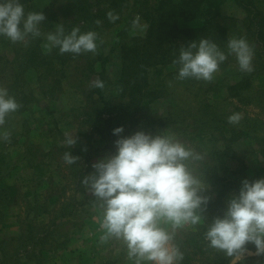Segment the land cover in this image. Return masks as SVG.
<instances>
[{"label":"trees","instance_id":"obj_1","mask_svg":"<svg viewBox=\"0 0 264 264\" xmlns=\"http://www.w3.org/2000/svg\"><path fill=\"white\" fill-rule=\"evenodd\" d=\"M227 1L239 7L244 14L240 28L233 18L229 26L220 22L221 11ZM21 2L26 13L43 12L46 19L40 25L41 35L38 37L30 36L25 41L12 42L0 36V43L17 53L13 63H18L10 84H4L3 66L0 64V86L6 88L19 104L18 110L5 119L4 125H8L15 115L25 114L28 119L23 122V129L29 133L30 121L37 106L42 102L58 101L62 95L69 93L68 114L80 112L77 118L83 117L82 124L90 127L92 135H98L102 141L108 142L106 149L109 152H112L117 139L113 135L116 127L123 126L125 131L122 135L125 136L139 130L158 133L168 127L181 136L184 144H190L191 149L207 159L204 164L209 167V171L200 179L205 185H209L204 194L211 198L207 205L210 222L222 215L229 198L238 195L240 189L237 174L229 168L228 162L232 157L234 144L247 136L239 123L234 125L228 122V117L235 111L228 112L229 105L226 102L240 98L242 93L254 87V81L258 77L264 75V0H98L96 8L92 7V0ZM42 2L46 3L43 8L40 5ZM109 12L118 19L111 20ZM136 17L146 23V35L128 41L119 37V44L113 49L118 56V64L115 67V81L111 82V56L105 54L98 33L131 23ZM58 26H63L66 32H70L73 27H79L82 32L95 31L98 44L96 51L79 55L61 54L54 47L45 51L43 45L48 42L45 38L47 33L55 31ZM232 37H242L252 47L253 70H240L235 78L220 84L223 93L221 98L216 99L211 90L213 79L204 81L176 78L178 65L174 61L179 56L180 47L200 38H207L227 54V42ZM223 63L218 72H223L226 65L239 69L235 57L230 54H227ZM27 71L36 74L34 82L24 78ZM94 77L103 82V88L93 86ZM181 91L188 93L190 104L187 107L176 105V102L175 106L170 105L168 102L177 98ZM258 96L263 99L264 105V89ZM178 126L183 127L181 132ZM26 133L22 132L20 137L28 139ZM82 136L91 137L80 131L76 145L60 151L62 156L66 151H71L72 155L79 157L71 165L64 160L57 162L56 158H52L53 152L44 153L40 146L29 143L30 158H23L20 163L22 167L24 164L28 166L31 174L18 179L17 182H21L17 187L6 181L11 175V167L18 164L17 159L13 160V156L7 155L0 158V223L5 222L11 203L19 193L20 197L24 195L22 197L26 202L29 219L32 215L26 226L28 235L21 237L18 249L39 243L32 223L55 206L58 196L53 184L54 171L60 170L64 165L69 166L73 172H80L82 183L84 173L77 168L79 162L83 160L90 163L93 156L99 153L92 146L87 149V144L80 142ZM198 142L217 143L219 146L207 152ZM91 143L89 144L92 145ZM24 153L23 150V155ZM2 165H9L6 169H10L5 171ZM188 167L192 171L190 163ZM192 173L200 177L197 172ZM212 188L215 190H210ZM207 229L208 224L202 228L199 240H189V244L198 249L197 254L202 248L201 243L205 241ZM247 249L254 250L255 246L247 245ZM208 250L211 255L206 259V264L232 263V258L227 257L223 251L210 247L209 243ZM17 254L14 255L16 262L22 259ZM183 259L185 264L191 262L188 255H184Z\"/></svg>","mask_w":264,"mask_h":264},{"label":"clouds","instance_id":"obj_2","mask_svg":"<svg viewBox=\"0 0 264 264\" xmlns=\"http://www.w3.org/2000/svg\"><path fill=\"white\" fill-rule=\"evenodd\" d=\"M108 16L118 19L111 12ZM45 19L43 12L26 13L21 0H0V36L12 42L40 36ZM132 23L134 29L144 27L139 17ZM45 38L61 54L94 53L98 47L97 33L82 32L79 27L66 32L58 26ZM227 49L241 71L253 70L254 53L246 39L230 38ZM227 54L207 38L192 41L180 47L174 61L178 65L176 78L211 81ZM93 86L103 88L104 84L96 80ZM18 108L16 98L0 87V124ZM241 119L242 114L236 112L228 122L235 125ZM124 131L123 126L113 129L115 152L95 162L94 171L82 179L100 201L105 239L123 241L134 264H181L183 253L173 242L174 231L202 223L211 199L203 194L209 186L193 175L187 163L203 157L163 131L139 130L128 136L122 135ZM76 143V138H66L69 149ZM63 159L71 165L79 157L66 151ZM205 239L210 247L232 258V264H240L248 244L255 246L257 256H264V178L241 182L238 195L229 198L223 214L209 222Z\"/></svg>","mask_w":264,"mask_h":264},{"label":"rangeland","instance_id":"obj_3","mask_svg":"<svg viewBox=\"0 0 264 264\" xmlns=\"http://www.w3.org/2000/svg\"><path fill=\"white\" fill-rule=\"evenodd\" d=\"M92 4V7L96 8L98 0H92ZM40 5L43 8L46 3L42 2ZM231 18L236 20V26L240 28L244 14L239 7L227 1L221 11L220 22L222 25L229 26ZM140 24L144 27L134 29L131 22L101 30L98 33L105 54L111 56L109 69L111 82L115 81V67L118 64V56L113 50L119 44L118 39L124 37L128 41L134 37H144L147 26L142 19H140ZM43 47L45 51L51 48L48 42ZM16 56L17 53H13L0 43V64L3 66L4 84H10L13 81V71L17 70L18 67V63H13L17 58ZM239 71L240 69L226 65L223 72L214 75V84L211 90H213L216 99L221 98L223 94L221 85L235 78ZM24 78L30 80L29 82L32 80L34 82L37 77L34 72L27 71ZM96 80L97 77H94L93 82ZM32 85L36 84L32 83ZM262 89H264V75L258 77L254 81V87L242 93L240 98L226 102L229 105L228 112L235 111L234 113L242 114L239 124L247 132L246 137L234 144V151L228 162L229 168L236 172L240 186L244 179L251 181L264 178V105L262 104L263 99L257 97ZM68 95L69 93H65L58 101L42 102L40 106L38 105L30 121L29 133L23 129V122L28 119L25 114L15 115L8 125H4L5 122L0 124V158L6 155L13 156V160L17 159L16 162H18L16 166L11 167V175L6 179L8 184L17 187V184L21 182H17L18 179L22 176H30V168L25 164L22 167L20 163V160L30 158L28 155L29 143L40 146L44 153L53 152L52 158H56L57 162L61 163L64 160V153L62 156L60 151L63 150L62 148H67L65 144L67 137L71 136L78 140L80 131L87 133L88 136L91 135L87 138H85L86 136L80 137V142L87 144V149L92 146L99 153L93 156L90 163H85L83 160L79 162L77 168L83 171L84 177L94 171L92 165L95 162L115 152V146L112 148V152H109L106 149L108 142L102 141L98 135H92L90 127L82 124L83 117L77 118L80 116V112L68 114ZM175 102L176 105L187 107L191 98L188 93L181 91L177 98L168 103L175 106ZM178 130L181 132L183 127L178 126ZM22 132H25L29 138L20 137ZM163 132L173 135L183 143L185 142L181 136L176 135L168 127H165ZM198 143L207 152L215 150L219 146L217 143ZM185 144L191 146L188 143ZM23 150L25 151L24 155ZM206 160L187 162L190 163V167H193L192 171L197 172L196 174L200 176L199 179L204 178L206 172L209 171V167L204 164ZM8 166L2 165L5 171L10 169H6ZM46 172L48 171L46 170ZM79 176L80 172L75 173L69 166L65 165L52 174L54 188L57 191L56 196L58 197L55 200V206L49 213L33 220L32 226L34 225L35 237L39 242L35 246L31 245L27 248L18 249L20 248L19 240L21 237L28 235L26 226L32 215L29 219L26 202L22 197L24 195L20 197L19 193L17 198L14 197L11 208L6 214V220L4 219L5 222L0 223V264H115V262L116 264H134V260H130L128 257L127 248L123 241L114 237L105 239V232L102 227L103 209L100 206V201L91 194L83 183H80ZM206 186L209 185L206 184ZM210 190L214 191L215 188ZM204 216L202 223L187 225L174 231L173 242L180 248L183 256L188 255L191 260L188 264H206V259L211 255L206 239L201 243L202 248L198 254V249H194L189 244V240H199V234L203 231L202 228L209 224L210 213L207 208ZM166 227L172 230L170 225ZM248 246L254 245L248 244ZM16 253L22 258L21 261L16 262L14 256ZM181 264H185L184 259ZM240 264H264V256H257L255 249H247Z\"/></svg>","mask_w":264,"mask_h":264}]
</instances>
